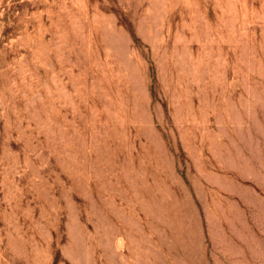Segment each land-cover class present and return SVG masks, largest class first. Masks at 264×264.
<instances>
[{"label": "rangeland", "instance_id": "rangeland-1", "mask_svg": "<svg viewBox=\"0 0 264 264\" xmlns=\"http://www.w3.org/2000/svg\"><path fill=\"white\" fill-rule=\"evenodd\" d=\"M0 264H264V0H0Z\"/></svg>", "mask_w": 264, "mask_h": 264}]
</instances>
